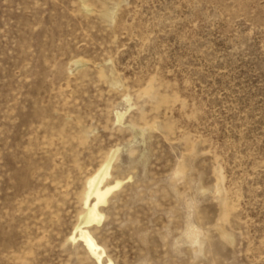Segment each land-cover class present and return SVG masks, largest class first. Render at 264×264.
<instances>
[{
	"label": "rangeland",
	"instance_id": "1",
	"mask_svg": "<svg viewBox=\"0 0 264 264\" xmlns=\"http://www.w3.org/2000/svg\"><path fill=\"white\" fill-rule=\"evenodd\" d=\"M114 150L103 261L264 264V0H0V264H97Z\"/></svg>",
	"mask_w": 264,
	"mask_h": 264
},
{
	"label": "bare ground",
	"instance_id": "2",
	"mask_svg": "<svg viewBox=\"0 0 264 264\" xmlns=\"http://www.w3.org/2000/svg\"><path fill=\"white\" fill-rule=\"evenodd\" d=\"M122 117L118 113L117 119ZM116 150L109 156L108 160L103 163L88 179V191L86 193L85 211L80 215L79 222L76 225L74 233L70 237L71 240L80 239L84 242L91 255L97 260V264H114L110 257L103 261L105 250L101 247L91 232L87 229L92 224H100L104 218V214L100 210V206L108 201V196L122 181L117 180L114 184L106 182L110 175V168L114 159Z\"/></svg>",
	"mask_w": 264,
	"mask_h": 264
}]
</instances>
